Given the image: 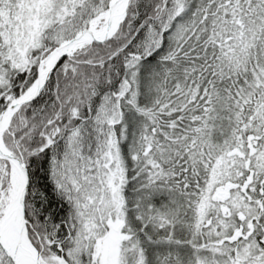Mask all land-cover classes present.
Instances as JSON below:
<instances>
[{"label":"snow or ice","instance_id":"obj_1","mask_svg":"<svg viewBox=\"0 0 264 264\" xmlns=\"http://www.w3.org/2000/svg\"><path fill=\"white\" fill-rule=\"evenodd\" d=\"M0 264H264V0H0Z\"/></svg>","mask_w":264,"mask_h":264}]
</instances>
